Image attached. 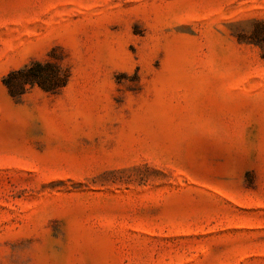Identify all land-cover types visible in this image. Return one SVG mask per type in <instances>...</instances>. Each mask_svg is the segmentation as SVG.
I'll list each match as a JSON object with an SVG mask.
<instances>
[{
	"label": "rangeland",
	"instance_id": "1",
	"mask_svg": "<svg viewBox=\"0 0 264 264\" xmlns=\"http://www.w3.org/2000/svg\"><path fill=\"white\" fill-rule=\"evenodd\" d=\"M0 264H264V0H0Z\"/></svg>",
	"mask_w": 264,
	"mask_h": 264
},
{
	"label": "trees",
	"instance_id": "2",
	"mask_svg": "<svg viewBox=\"0 0 264 264\" xmlns=\"http://www.w3.org/2000/svg\"><path fill=\"white\" fill-rule=\"evenodd\" d=\"M71 79L68 67L62 63L49 59L33 61L21 69L9 72L3 79L9 95L21 98L34 87L45 93L58 94L67 87Z\"/></svg>",
	"mask_w": 264,
	"mask_h": 264
}]
</instances>
